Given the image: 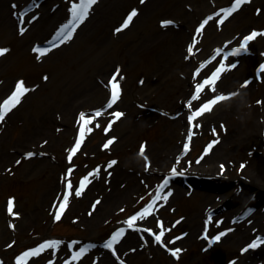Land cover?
<instances>
[{
	"label": "rangeland",
	"instance_id": "rangeland-1",
	"mask_svg": "<svg viewBox=\"0 0 264 264\" xmlns=\"http://www.w3.org/2000/svg\"><path fill=\"white\" fill-rule=\"evenodd\" d=\"M230 1L159 0L157 6L151 5L142 11L141 0H97L72 38L44 55L36 53L34 46L51 40L62 23L68 22L73 0H31L24 12L23 23L20 15V18H11L13 26L0 17V48L9 49L0 56V103L15 90L20 79L31 89L0 123V261L3 264H17V257L23 252L49 240L60 241V244L30 257L27 264H49V261L52 264H102V251L111 257L102 249V240L111 229L123 225L132 213L151 203L157 194L160 196L162 178L169 185L181 188L179 194L173 190L167 201H157L148 217L138 218L131 231L126 230L125 240H122L124 234L117 244L120 261L111 257L112 264H121V261L124 264L243 263L250 253L243 252V247L256 235L264 234V211L261 212L263 229L243 236L239 224L250 212L244 215L240 210V214L233 216L234 207L243 201L237 196L232 204L225 198L226 188L235 179L194 173L184 186L181 175L167 176L164 172L137 175L132 171L135 158H139L142 165V158H148L149 149L161 143L164 156L157 160L164 159L168 164L178 166L170 149L184 134L179 115L183 113L188 117L189 111L197 110L214 93L206 86L200 98L192 102L191 109L183 101L185 97L191 99L195 85L210 75L219 63H225L226 70L217 81L215 94L235 93L244 87L245 81L255 82L258 73L263 71L260 66L264 64V0H246L221 24L219 21L224 14L220 10ZM53 3L46 13V5ZM171 7L174 12H167ZM132 9H138V15L127 28L116 32ZM210 13H213L212 20L198 34L199 21ZM35 15L41 17L33 20ZM172 18L184 23L181 36L161 35V22L172 21ZM21 26L29 28L23 35L19 31ZM46 30L49 35L41 40V34ZM252 31L262 34L249 41L245 52L221 53L207 66L199 67L215 47L241 46L243 38ZM241 34L243 38L235 43L234 38ZM189 45L193 46L191 52ZM233 63L236 67H229ZM117 69H120L117 82L122 91L115 107L118 112H127L124 117L114 118L103 108L111 87L97 92L93 87L101 79L110 80ZM192 69H199L200 75H194ZM45 75L48 80L43 79ZM80 97L84 100L79 111L75 116H65V120L69 119L68 125L53 123V118H62V110L70 101ZM183 104L185 109L182 110ZM98 110L101 114L96 116L94 112ZM81 112L91 118L89 127L92 131L86 134L81 148L69 161V150L79 133ZM152 112L155 117H149ZM48 118L49 134L38 150H32L36 155L29 158L25 153L18 160H7L18 142L34 133L33 128L40 120ZM109 123L111 129L105 131ZM192 125V131L187 133L192 140L182 147L184 164L188 168L196 165L194 161L200 155L207 154L208 144L223 130V126L216 123L207 127L204 114L192 121ZM113 137L114 142L105 148ZM145 144V153L141 155V147ZM245 151L248 152L247 147L237 151V164L244 160L241 154ZM112 160L117 163L108 167ZM69 168L73 169L70 176ZM97 168L99 173L95 172ZM89 173H93L91 182L86 183L82 194L77 196L75 192L80 180ZM118 175L121 179L126 177L122 186L129 190L124 200L111 203L103 213L102 206L107 203L104 201L108 200L113 186L120 182ZM67 179L72 181L73 192L61 219L57 220ZM241 184L248 188V183ZM209 192L226 201L209 209L214 221L208 235L203 236L202 224L209 205L204 197ZM260 194L263 199L259 202H264V195ZM13 197V211L19 216L8 211L9 200ZM195 220L199 227L195 236L188 239L187 233ZM160 221L164 223L163 244L152 235V232L158 235L161 231ZM220 232L226 235L216 241L215 236ZM171 243L176 245L172 249H181L178 256L168 250ZM81 248L87 251L74 260L73 256Z\"/></svg>",
	"mask_w": 264,
	"mask_h": 264
},
{
	"label": "bare ground",
	"instance_id": "bare-ground-1",
	"mask_svg": "<svg viewBox=\"0 0 264 264\" xmlns=\"http://www.w3.org/2000/svg\"><path fill=\"white\" fill-rule=\"evenodd\" d=\"M30 1L31 0H0L1 19H3L4 22L9 23L10 26H13L14 20L11 18H20L21 13H23L27 9V6L30 5ZM158 3L159 0H144V2L141 3L142 11H145V9L149 8L151 5L152 7H155ZM53 5L54 3L48 6L46 5V13L49 12V9L53 7ZM5 9L6 11L3 13ZM167 12H174V8H169ZM34 13L36 12H33V14ZM35 17L40 18L41 16L35 15ZM172 21L173 23L168 26L160 24L159 29L162 31L161 35L173 34L175 36H181L184 23L177 19H173ZM62 25H64V23H62ZM15 29L18 31L17 28ZM27 30L25 32H27ZM48 35L49 30H46L41 34L40 39L43 40V38ZM238 36H236L233 40L235 43L243 38L242 34ZM226 48H240V46H231ZM192 71L194 75L197 72L195 69H192ZM257 78L258 79L255 82L249 83L247 86L240 88V90L235 92L236 95L232 96L225 103H222L221 105L217 103V105H215L213 109L208 112V114H206L207 112L204 113L207 127L213 123H216L221 124L223 126V130L218 136L213 138V140H218L219 142L213 145L209 153L200 155V157L194 161L196 165L200 166L195 165L194 167L188 168V166L184 164L185 158L183 157L184 152L182 147L187 141H190L187 131H190L192 123L191 120L181 112L182 114L179 115V120L184 124V134L175 147L170 149L174 160H178V166H173L170 163L168 164L164 159L157 160V158L164 156V153L161 151V147H163L161 143L156 144L155 146H152L151 149H149V154L146 155L148 158H142V165H140V159L135 158L133 162L134 169H132V171L137 175H139L141 172L143 174H146V172H154L158 174L164 172L165 174H172V169L176 168L179 175L185 174L190 176L191 174L193 175L194 173H199L202 175L218 176L220 179L221 177H228L233 180L235 179V181L231 183V187L226 191V200L229 199L228 201L233 203V198L237 196V193H240V200H244V196H246L245 198H247L249 203L253 205L250 207L251 209H249L247 205L242 206V208H244V213L246 212L247 214L250 212V214L248 213V215L242 220V222H240V224L238 223V229L242 231L243 236L256 233L260 229H263L261 212L264 211V202L258 201L263 199V196L260 193L262 192L264 195V103H258V101H264V70L258 73ZM108 86H110V80L101 79L99 84L93 87V90L94 92L101 91L104 87ZM93 90L91 91L93 92ZM82 100L84 99L80 97L70 101V103H68L62 110V118L57 117L56 120L53 118V123L56 121V123L62 122V124L64 123V125H68L69 119L67 118L65 120V116L68 117L72 114L75 116L77 110L79 111L80 106L83 103ZM185 101H188L187 97H185L183 102ZM108 102L109 100L106 101V104L103 106V108L106 109L108 115L116 118L114 115V113L118 112L115 107L116 104L113 105L114 107L112 106V108H108ZM182 107V110L185 109V104H183ZM149 110H152V108ZM122 111L124 112V116H126L125 113L127 111ZM191 112L193 111H189V113ZM128 113H130V110ZM155 116V112H152L149 115V117ZM78 125L81 127L79 122ZM33 130L34 133L26 136L25 139L18 142L15 148L7 155V160H18L19 157L24 156L25 153L31 152L32 150H38L42 146L44 141L43 139L46 134H49V118L47 120H40L39 123L35 125ZM246 147L248 152L245 151L241 154V156H244V160L241 163H244L245 165V167L242 169L241 163L237 164L235 156L238 150L245 149ZM190 163L191 162H189V164ZM221 165L225 166L223 170L221 169ZM124 178L126 179V177ZM127 178H129V176ZM118 179L120 180V182H118L119 184L117 186H113L111 193L107 197L108 200L104 201V203L107 202L106 206L102 204L104 209L102 211L103 213H105L106 209L111 203L115 204L116 202L124 200L125 193L129 190V188H126V190L123 189L122 183L125 182V179H121V175H118ZM164 181L165 179L162 178L160 182L163 184ZM243 182L249 184L248 188L242 187L241 183ZM166 187H168V189L165 188L160 193L161 197L169 193V191L172 192L173 190H176V193L179 194L181 189L173 187L169 184H167ZM204 198L209 201V205H207L205 212L221 203L224 204L226 201L224 200L225 198H219L218 195L212 194L210 192L206 193ZM161 201H163V199H158V202L161 203ZM239 208L240 207H237L236 205V209L232 214L233 216L238 214L237 209ZM148 216L149 215L145 216V218ZM98 218L99 217L97 216V221L99 220ZM94 219L90 220V222H92ZM123 226L126 227V230L129 229V232L131 231L130 228L132 227H129L126 222L123 224ZM198 227V221L195 220L186 237H188V239L194 237ZM126 236L127 234L125 231V235L122 239L123 241L125 240ZM129 239L130 238L128 235V240ZM169 246L171 248L176 245L171 243ZM250 250L253 251H250V253L244 258L242 264H264V243H261L255 249ZM101 260L102 264L113 263L112 258L106 255L103 251Z\"/></svg>",
	"mask_w": 264,
	"mask_h": 264
},
{
	"label": "snow or ice",
	"instance_id": "snow-or-ice-1",
	"mask_svg": "<svg viewBox=\"0 0 264 264\" xmlns=\"http://www.w3.org/2000/svg\"><path fill=\"white\" fill-rule=\"evenodd\" d=\"M141 2L143 3L144 0H141ZM246 2V0H235V3L231 6V7H227V8H222L220 11L224 14L223 19H221L219 21V23L223 24L224 20H226L232 13H234L237 9L240 8V6L242 4H244ZM97 3V0H79V3H76L75 0H73V2L71 3V8H70V12H71V19L65 23L60 29L59 31L56 32L54 38L52 40H49L47 43L49 45V47H40V46H36L34 48V51L36 53H39L41 55H44L45 53L49 52L51 48H55L58 46V43L62 44L68 40H70L73 36V33L76 30V27L79 23H81L89 14V10L92 8L93 5H95ZM138 15V9H132L130 11V13L127 15L126 19L123 21L122 25L120 27H118L116 29V32H120L123 29L127 28L133 21V18L136 17ZM23 17H24V13H21V23H23ZM37 17L33 16L32 19L35 20ZM212 20V17L209 16L207 19H205L199 26V29L197 30L198 34L201 33L204 28L205 25H207L209 23V21ZM162 25L164 26H168L170 24L173 23V21L171 20H163ZM27 29L23 26H21L19 28L20 34L23 35L24 32ZM262 33L258 32V31H252L250 35H247L243 38V44L241 45L240 48H237L235 51L237 53H239L241 50H247L248 48V43L249 41L255 39L257 36L261 35ZM192 45H189L188 51L191 52L192 51ZM9 51L8 48L3 47L0 48V56L4 55L5 53H7ZM220 49L216 50V53L219 54ZM213 59H215V56H213ZM229 67L231 68H235L236 64H231ZM261 69L264 70V64H262ZM226 70V65L225 63L221 62L219 63V66L216 67L211 73L210 75L206 76L203 81L201 83H197L195 85V94L191 96V99H189L187 101V106L191 109L193 107V101L198 100L201 96V93L205 90L206 86H210V89L212 91V93H214V95L212 96V98L207 99L205 102H203L198 108L197 110L193 111L191 116L189 117L190 120L195 121L197 117L203 115L206 112H209L213 109V107L215 105H217L218 102L224 101L226 99L231 98V96L236 95V93H228V94H224V93H220V94H215L217 92V81L221 78L222 73ZM120 75V69H117L116 72L113 74V76L111 77V81H110V87H111V98L110 101L107 104L108 108H112V106L114 104H116V102L120 99L121 97V87L120 84L117 82V77ZM196 75L199 76L200 75V71L199 69H197ZM44 80H48L49 77L47 75H45L43 77ZM140 83H143V81H140ZM250 82L249 81H245L244 82V86H247ZM31 89H29L26 86V83L23 79H20L18 81V83L15 86V90L6 98L2 101V103H0V123H2L5 120V117L7 116V114L13 109L15 108L17 105H19L21 103V100L23 98V96L29 92ZM258 103H264V101H258ZM101 114V112L98 110L96 111L95 115L99 116ZM114 115L119 118L124 116L123 112H116L114 113ZM81 124V127L79 128V135L77 137V139L75 140V144L74 147H72L69 150V155H68V160L71 161L73 159V156L79 151V149L81 148L83 142L86 139V134L90 133L92 131V129L89 127V125L92 123L91 118H87L84 112H81L79 114V121ZM111 123L108 124L107 128L105 129V131H108L111 129ZM226 130V129H225ZM213 131H215V129H213ZM115 137H113L112 139H109L107 141V143L104 145L105 148H108L109 145H111L114 142ZM189 140H191V136H189ZM218 140H213L211 143L208 144L207 146V150H211L213 145L218 143ZM45 143H47V141H45ZM145 148H146V144L142 145L141 147V151L140 154L144 155L145 153ZM27 157L31 158L33 156L36 155V153L34 152H28L26 153ZM20 161H17V163H19ZM117 163V161L112 160L108 167H112V165H115ZM245 167L244 164H241V168L243 169ZM225 168L224 165H221V169L223 170ZM73 169L69 168L68 169V175L70 176L72 173ZM99 169H95L96 173H99ZM172 173L173 175H178L179 173L177 172L176 168L172 169ZM93 173H89L88 175H85L79 182V188L76 190L75 194L77 196L81 195L86 183H90V176H92ZM168 181L165 180L163 184L160 185V189L161 191H163V189L167 186ZM66 189H67V194L64 195L61 199H62V203L58 206V211L56 214V219L60 220L61 219V215L63 210L67 207L68 202H69V196L72 195L73 192V184L71 179H67L66 181ZM171 195V192L167 193L164 196H159V194H157L156 198H154L151 203H148L146 207H143V209L141 211H138L135 215H132L127 221V225L129 227H133L135 224V221L140 218L143 219L147 214L150 213V211L153 209L154 205H156L157 200L158 199H163L164 201H167L168 197ZM96 203L98 204L99 201H96ZM15 206V198H11L9 200V204H8V211L9 213H11L14 216H19L20 214L18 212H14L13 208ZM209 219H211V217H209ZM159 226L161 231L159 232V234L157 235L155 232H152V229H148L147 231L152 232V235L155 236V239L157 242L163 244V236H164V223L163 221L159 222ZM12 227H15V225H12ZM125 228L121 227L118 231L115 232V234L112 236L111 240L106 244V247L109 249H112L113 252L116 251L114 244L125 234ZM226 235L225 232H220L218 235L215 236V240L219 241L221 239L222 236ZM15 243V242H13ZM264 243V239L261 238H257L256 240H253L250 244L247 245V247H245L244 249H242V251L247 252L248 249H254L256 248L259 244ZM60 244V241H53V240H49L46 241L44 244H40L39 247L37 248H32L28 251L23 252L22 255L17 257V264H27L28 259L30 257L33 256H37L39 255L43 250H45L46 248H53L56 247ZM166 246V245H165ZM9 247H11V245H9ZM170 252H172L174 255H179V253L181 252V249L176 248V249H172L169 248L168 249ZM87 251V249L85 248H81L78 252L75 253V255L73 256V259H79L85 252ZM0 264H3L2 261H0ZM49 264H52L51 261H49ZM66 264H69V262H66ZM121 264H124L123 261H121Z\"/></svg>",
	"mask_w": 264,
	"mask_h": 264
}]
</instances>
